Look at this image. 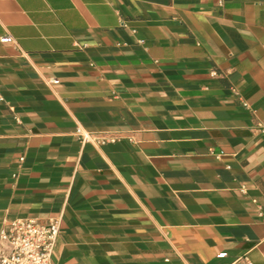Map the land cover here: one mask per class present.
Instances as JSON below:
<instances>
[{
  "label": "crops",
  "instance_id": "crops-1",
  "mask_svg": "<svg viewBox=\"0 0 264 264\" xmlns=\"http://www.w3.org/2000/svg\"><path fill=\"white\" fill-rule=\"evenodd\" d=\"M0 94V229L61 216L52 264H264V0H0Z\"/></svg>",
  "mask_w": 264,
  "mask_h": 264
},
{
  "label": "built area",
  "instance_id": "built-area-1",
  "mask_svg": "<svg viewBox=\"0 0 264 264\" xmlns=\"http://www.w3.org/2000/svg\"><path fill=\"white\" fill-rule=\"evenodd\" d=\"M1 41L14 40L7 35ZM212 74L217 73L213 71ZM50 81L52 84L59 83L57 78H51ZM0 99H3L1 94ZM76 133L82 142L95 145L115 140L103 132H92L84 127H78ZM61 221V216H53L47 220L19 217L6 222L0 229V264H52Z\"/></svg>",
  "mask_w": 264,
  "mask_h": 264
}]
</instances>
